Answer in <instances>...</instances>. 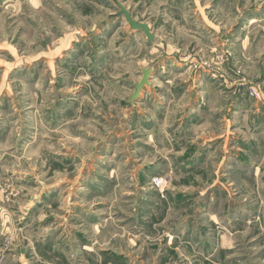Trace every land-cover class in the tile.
Returning <instances> with one entry per match:
<instances>
[{
  "label": "rangeland",
  "instance_id": "1",
  "mask_svg": "<svg viewBox=\"0 0 264 264\" xmlns=\"http://www.w3.org/2000/svg\"><path fill=\"white\" fill-rule=\"evenodd\" d=\"M119 1L0 0V264H264V0Z\"/></svg>",
  "mask_w": 264,
  "mask_h": 264
},
{
  "label": "water",
  "instance_id": "2",
  "mask_svg": "<svg viewBox=\"0 0 264 264\" xmlns=\"http://www.w3.org/2000/svg\"><path fill=\"white\" fill-rule=\"evenodd\" d=\"M120 8L118 16H125L131 28L134 30H142L150 40L155 38L153 32L151 31L149 25L146 22L136 21L132 14L124 7V5L119 1L115 0ZM151 74V69L145 68L143 70V77L141 81L136 86V92L132 96V101H134L141 93L142 89L149 84V78Z\"/></svg>",
  "mask_w": 264,
  "mask_h": 264
},
{
  "label": "bare ground",
  "instance_id": "3",
  "mask_svg": "<svg viewBox=\"0 0 264 264\" xmlns=\"http://www.w3.org/2000/svg\"><path fill=\"white\" fill-rule=\"evenodd\" d=\"M253 20L251 21V23H253V22H255L256 21V19L255 18H252Z\"/></svg>",
  "mask_w": 264,
  "mask_h": 264
},
{
  "label": "built area",
  "instance_id": "4",
  "mask_svg": "<svg viewBox=\"0 0 264 264\" xmlns=\"http://www.w3.org/2000/svg\"><path fill=\"white\" fill-rule=\"evenodd\" d=\"M156 182H157V184H160V183H161L159 179H157V181H156Z\"/></svg>",
  "mask_w": 264,
  "mask_h": 264
}]
</instances>
